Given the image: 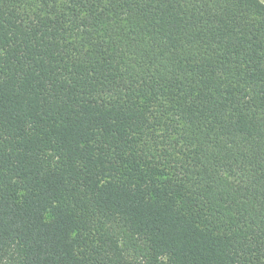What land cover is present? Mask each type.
I'll return each instance as SVG.
<instances>
[{"label": "trees", "instance_id": "1", "mask_svg": "<svg viewBox=\"0 0 264 264\" xmlns=\"http://www.w3.org/2000/svg\"><path fill=\"white\" fill-rule=\"evenodd\" d=\"M0 264H264V2L0 0Z\"/></svg>", "mask_w": 264, "mask_h": 264}, {"label": "rangeland", "instance_id": "2", "mask_svg": "<svg viewBox=\"0 0 264 264\" xmlns=\"http://www.w3.org/2000/svg\"><path fill=\"white\" fill-rule=\"evenodd\" d=\"M264 2V0H262Z\"/></svg>", "mask_w": 264, "mask_h": 264}]
</instances>
